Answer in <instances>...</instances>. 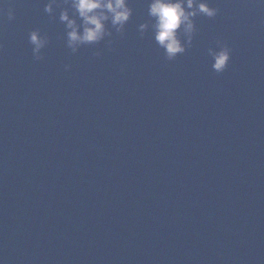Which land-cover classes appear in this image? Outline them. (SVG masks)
Here are the masks:
<instances>
[{
	"label": "water",
	"instance_id": "95a60500",
	"mask_svg": "<svg viewBox=\"0 0 264 264\" xmlns=\"http://www.w3.org/2000/svg\"><path fill=\"white\" fill-rule=\"evenodd\" d=\"M47 3L0 0V260L264 264V5L209 0L168 60L149 0L76 52Z\"/></svg>",
	"mask_w": 264,
	"mask_h": 264
},
{
	"label": "clouds",
	"instance_id": "9594fccd",
	"mask_svg": "<svg viewBox=\"0 0 264 264\" xmlns=\"http://www.w3.org/2000/svg\"><path fill=\"white\" fill-rule=\"evenodd\" d=\"M65 2L70 3L74 13L70 15L65 8L60 12L59 20L68 30L67 44L73 52H76L80 45L97 44L106 36H111L112 33L107 27L108 22L117 33L122 34L133 13L129 0H65ZM55 3L56 0H49L45 5V11L51 14ZM257 3L264 5V0H257ZM217 13L218 9L211 7L209 0H149L148 3V16L151 18L155 41L165 50L168 60L175 59L186 50V45L182 43L179 35L181 31L187 38V47H191L196 32L195 17L204 15L212 18ZM7 17L10 21L15 18L11 6ZM148 27V23L139 24L140 34L143 35ZM29 42L34 46L33 57L37 60L42 59L39 53L45 46L46 39L41 37L38 30H33L29 34ZM108 43L111 44V41ZM217 43L220 44L218 50L210 48L208 51L213 59L212 69L222 73L230 60L231 49L219 41ZM69 67L65 65L66 70ZM0 264H4L3 260H0Z\"/></svg>",
	"mask_w": 264,
	"mask_h": 264
}]
</instances>
